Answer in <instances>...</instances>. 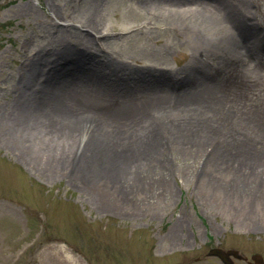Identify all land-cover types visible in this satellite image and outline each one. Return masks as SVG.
Returning <instances> with one entry per match:
<instances>
[{"label":"rangeland","instance_id":"rangeland-1","mask_svg":"<svg viewBox=\"0 0 264 264\" xmlns=\"http://www.w3.org/2000/svg\"><path fill=\"white\" fill-rule=\"evenodd\" d=\"M155 1L161 0H0V264H53L49 258L59 248L63 252L56 264H170L179 255H199L207 245L225 242L250 241L264 249V219L258 223L244 210L264 202V188L237 186L236 179L250 176L245 167L228 166L234 155L242 154L237 148L213 167V151L221 143L216 136L208 139L200 130L199 136L208 139L202 143L176 134L175 122L168 119L175 128L157 136L167 148L162 160L167 170L146 177L139 169L137 185L121 181L110 190L124 200L116 203L110 197L106 204L93 197L100 191L98 184L114 181L109 168L79 166L71 161L73 155L53 164L34 161L28 152L31 142L15 137L23 112L16 95L23 78L40 69L76 94L129 105L140 113L151 115V106L159 102L176 106L179 112L172 116L190 114L194 119L230 109L235 132L229 136L264 147V65L244 70L236 80L227 77L248 64V57L264 58V0L232 3L253 23L250 33L256 34L238 54L207 34L200 40L192 29L159 16L146 6ZM227 32L231 35L229 28ZM232 32L235 40L238 32ZM71 46L93 49L107 68L96 74H64V65L74 68L76 63ZM154 72L165 74L169 84L144 79ZM106 74L114 81L106 83ZM190 94L199 98L186 104L187 97H181ZM181 102L187 106L179 107ZM90 110L72 112L88 115ZM245 114L247 121L242 119ZM114 123L126 137L138 134L142 125L124 116ZM144 154L133 159L146 161ZM210 182L222 186L211 190ZM168 185L171 191L159 194ZM227 188L232 192L226 200L222 191ZM234 228L253 233L248 237L249 232ZM168 254L172 260L162 257Z\"/></svg>","mask_w":264,"mask_h":264},{"label":"bare ground","instance_id":"bare-ground-1","mask_svg":"<svg viewBox=\"0 0 264 264\" xmlns=\"http://www.w3.org/2000/svg\"><path fill=\"white\" fill-rule=\"evenodd\" d=\"M233 1L241 3V6L246 4L244 0H161L154 3L149 2V5L146 6H149V9H152L159 16H164L165 19L180 24L186 29H192L198 39L201 40V37L204 38L205 34H207V37L213 38V42L216 41V43L223 45L222 47L227 51L238 54L240 46L247 48L249 41L254 39L256 34L250 33L253 23L247 20L244 14L236 10V7L232 4ZM184 5L186 7H183ZM228 28L232 36L228 34ZM233 30L238 32L235 40L233 39ZM85 36L88 37L89 33ZM241 39L242 42L239 43ZM70 52L75 55L76 63L74 68L64 65L62 68L64 74L74 71L76 73L77 71H82L85 74L86 72L96 74L97 71H104L108 66L104 61L98 60V55L93 49L71 46ZM248 62L244 66L239 65L238 69H233L227 75L229 80H236L239 76L243 77L244 70L261 67V65H264V58L250 56L248 57ZM56 69H59V67H56ZM234 71L235 73H233ZM152 75L144 77V79L147 81L155 80L163 85L169 84V81L166 82L165 74L154 72ZM104 78L106 83L114 81L107 74ZM75 91L72 87L55 80L51 75L40 69L34 70L28 76H25L22 80L21 91L18 96L16 95L17 102L19 101L23 109L20 119L22 122L20 125L17 124L14 133L18 139H26L27 142H31L28 152L30 153V158L34 161L43 159L53 164L56 160L65 159L69 155H73L71 161H75L79 166L88 164L91 169H97L95 167L98 165H104L105 168H109L114 181L108 185L98 184L97 188L100 191L93 197L98 203H110V197L116 203L124 200V195L122 196L120 192H111L110 190L113 187L116 189L115 186L117 185L115 184L121 181L130 186L137 185L136 172L139 169V172H142V175L146 177L152 171L157 176L167 170L166 166L162 164V160L164 161L163 151H167V148L162 143L160 144L157 136L159 134L158 131L161 133L166 128H175L171 122L167 121L168 119L175 122L177 129L173 132L176 134H189L193 138L196 137L197 140H202V143L207 142L206 140L210 139L209 137L211 136L212 138L213 136L220 138V146L218 145L213 151L215 161L212 162L214 168L222 165L220 163L226 157L233 156L231 154L232 149L237 148L240 150L242 154L234 155L233 161L231 163L227 162L228 166H236L233 168L234 170L245 167L250 176H248L249 179H245V176H241L244 178L243 180L236 179L240 183L237 186L254 184V186L260 185L264 188V147L259 148L255 140L249 141L241 136H232L231 134L229 136V133L235 132L232 129L235 124L233 123L230 109L224 114H214L212 117L204 116L194 119L190 117V114L184 117L172 116L173 112H179L176 106L172 105V103L159 102L151 106L155 112L150 115L147 110L140 113L141 111L139 112L137 108L129 107V105L123 108L114 102L102 103L93 101L91 98L76 94ZM185 97H187L186 104L192 99L199 98L197 94H190L181 97V99ZM182 104L184 107L187 106L181 102L179 107ZM40 106L47 110L46 113L39 112ZM73 108L77 111L89 108L92 113L88 115L75 114L72 112ZM123 116L125 119L130 118L131 121H141L142 125L140 124V128H138V134L131 137L122 135L123 132L119 131L118 125H114L116 124L114 120ZM242 117L243 121L249 120L247 114ZM134 122L132 125L134 124L135 127H138L136 122ZM101 123L103 124L101 125ZM200 130L206 133L204 136L208 139L199 136ZM121 136H125L122 141H120ZM136 152L139 154L147 153L144 154L146 155V161L142 160L140 163L137 157L133 159V155L137 154ZM185 154H188V151ZM68 160L64 164H67ZM251 177L253 179H250ZM128 181H130V184ZM159 182L161 184L166 183V178L159 179ZM221 186L222 184L214 182L208 184V188L211 190L220 189ZM166 188L164 187V191L158 188L161 191L159 194H164L166 190L168 192L171 191L169 185ZM228 188L222 191L225 192L226 200L232 192ZM244 210L248 211L250 219L253 216L258 223L264 219V202L255 208L254 206H248ZM60 252H63V249L59 248L55 253H51L49 259L52 260L53 264H56V256ZM68 258L71 261L73 259V257L69 256Z\"/></svg>","mask_w":264,"mask_h":264},{"label":"flooded vegetation","instance_id":"flooded-vegetation-1","mask_svg":"<svg viewBox=\"0 0 264 264\" xmlns=\"http://www.w3.org/2000/svg\"><path fill=\"white\" fill-rule=\"evenodd\" d=\"M236 228V227H235ZM233 232H249L248 237H251L252 230H237ZM216 249H219L221 255L214 254ZM199 255H179L174 260L171 254L162 256L172 260L170 264H264V249H258L252 242L229 244L218 243L215 245H207L206 248L200 251Z\"/></svg>","mask_w":264,"mask_h":264},{"label":"water","instance_id":"water-1","mask_svg":"<svg viewBox=\"0 0 264 264\" xmlns=\"http://www.w3.org/2000/svg\"><path fill=\"white\" fill-rule=\"evenodd\" d=\"M214 254H219L221 255V252L219 250L215 251Z\"/></svg>","mask_w":264,"mask_h":264}]
</instances>
